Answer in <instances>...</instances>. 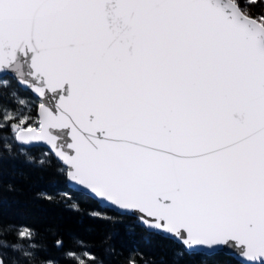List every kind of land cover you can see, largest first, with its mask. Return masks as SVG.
Listing matches in <instances>:
<instances>
[{"label":"snow or ice","instance_id":"6c2138e0","mask_svg":"<svg viewBox=\"0 0 264 264\" xmlns=\"http://www.w3.org/2000/svg\"><path fill=\"white\" fill-rule=\"evenodd\" d=\"M0 264H264V0H0Z\"/></svg>","mask_w":264,"mask_h":264},{"label":"trees","instance_id":"16d2710c","mask_svg":"<svg viewBox=\"0 0 264 264\" xmlns=\"http://www.w3.org/2000/svg\"><path fill=\"white\" fill-rule=\"evenodd\" d=\"M4 211L13 214L17 219L26 220L43 227L50 223H67V216L60 209L47 205H35L19 199L4 205ZM150 251V249H146Z\"/></svg>","mask_w":264,"mask_h":264}]
</instances>
